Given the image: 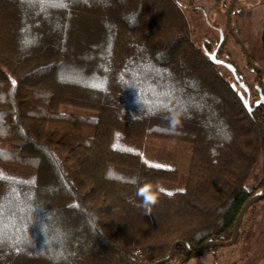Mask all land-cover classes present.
<instances>
[{"label":"trees","instance_id":"obj_1","mask_svg":"<svg viewBox=\"0 0 264 264\" xmlns=\"http://www.w3.org/2000/svg\"><path fill=\"white\" fill-rule=\"evenodd\" d=\"M191 34L176 0H0V264H151L230 236L264 190V110ZM144 137L191 144L184 182L115 145Z\"/></svg>","mask_w":264,"mask_h":264},{"label":"rangeland","instance_id":"obj_2","mask_svg":"<svg viewBox=\"0 0 264 264\" xmlns=\"http://www.w3.org/2000/svg\"><path fill=\"white\" fill-rule=\"evenodd\" d=\"M192 29V39L200 44L203 38L216 40L217 33L213 28L225 30V8L230 0H176ZM264 16V0H236L230 14L231 26L237 37L245 45L250 58L264 66L261 35ZM227 30V29H226ZM241 47L233 36L226 35L221 45L220 56L231 60L243 73L246 67L240 55ZM62 111L70 112L71 108L62 107ZM116 146L133 147L139 149L141 156L150 163H165L181 169L180 182H184V171L188 165L191 144L167 139H153L144 137L139 140L118 141ZM253 168L246 186L252 188L261 175V163ZM8 172V171H7ZM2 175L23 180H31L33 174L27 171ZM26 173L27 175H23ZM117 264H127L123 261ZM139 264H146L140 262ZM186 264H264V198L257 201L244 216L240 225L237 241L229 246L215 247L213 251L188 258Z\"/></svg>","mask_w":264,"mask_h":264},{"label":"water","instance_id":"obj_3","mask_svg":"<svg viewBox=\"0 0 264 264\" xmlns=\"http://www.w3.org/2000/svg\"><path fill=\"white\" fill-rule=\"evenodd\" d=\"M235 2H236V0H230L229 3L227 4L226 8H225V14L224 15H225V24H226L227 32L230 33L234 37L236 42L241 47L242 53L244 55L245 62L252 69H255V70L261 72L262 75L264 76V69L261 66H258L254 62L251 61L249 53H248L245 45L237 37L236 33L234 32V30H233V28L231 26L230 14H231L232 8L235 5ZM222 40H223V31L221 29H219L218 30V41H217L216 48L211 53H208L207 56L213 63L219 64V65L223 66L224 68H226L230 72V74L233 77V79L235 81H237V83L241 87V89H243L246 92V94H247L246 98L240 92H239L238 95H239L240 101L243 104V106L246 109V111L250 112L253 109V107H250V105H249L248 89H247V86L245 85V83L239 79V76H238V74L236 72L235 66L229 61H225L223 59H220V58L216 57V50L219 47V45L221 44ZM231 87L233 88V84H231ZM257 104H258V101H256L254 103V105H257ZM263 198H264V190H259V191H256L255 193H253L244 202V204L241 206L237 216L235 217L231 234H230V236L227 239H207L196 250L191 249L189 247V245L187 244V242L184 241V240H175L170 245L168 253L164 257L155 260L151 264H163L165 262H168L172 258V256L174 255L175 248L177 246H180L184 250V252L186 253V257L187 258H192V257H197V256H200V255L204 254L208 249L215 248V247H225V246H229V245L235 243L237 238H238V235H239V232H240V225H241V223H242V221L244 219L246 211L249 209V207L252 204H254L255 202H257V201H259V200H261Z\"/></svg>","mask_w":264,"mask_h":264},{"label":"flooded vegetation","instance_id":"obj_4","mask_svg":"<svg viewBox=\"0 0 264 264\" xmlns=\"http://www.w3.org/2000/svg\"><path fill=\"white\" fill-rule=\"evenodd\" d=\"M235 4H236V2H235ZM231 12H232V10H231ZM230 21H231V19H230ZM213 30H215L216 33H217L216 40H214V39L211 40V39L205 37L200 42V45L202 46V48L204 49L206 54L211 53L216 48V45H217L218 29L214 27ZM222 31H223V40H222L221 44L219 45V47L216 50V57L220 58V59H223L220 56V53H221V50H219L220 46L222 45V43L226 39V35L232 36L230 33L227 32L226 28H225V30H222ZM240 55H241V57L244 60L245 67H246V73H243L235 64H233V63L232 64L236 68V72H237V74L239 76V79L241 81H243L245 83V85L247 86L249 105H250V107H253V109L251 111H253L256 107H260V108H262L264 110V76L262 75L261 72L255 70V69H252L245 62L242 50L240 51ZM250 59L256 65L261 66L264 69V66L261 65L259 62L253 60L252 58H250ZM223 60L227 61L226 58H224ZM231 84H233V90H235L237 95L240 92L246 98V96H247L246 92L243 89H241V87L238 85L237 81H235L232 76L230 77V85ZM238 97H239V95H238ZM256 101H258V104L254 105V103ZM214 249L213 248L208 249L206 252H209V250L213 251Z\"/></svg>","mask_w":264,"mask_h":264},{"label":"clouds","instance_id":"obj_5","mask_svg":"<svg viewBox=\"0 0 264 264\" xmlns=\"http://www.w3.org/2000/svg\"><path fill=\"white\" fill-rule=\"evenodd\" d=\"M149 203H154V201L153 202H149V201L145 200V202H144L145 206H147ZM146 214H150V210Z\"/></svg>","mask_w":264,"mask_h":264}]
</instances>
